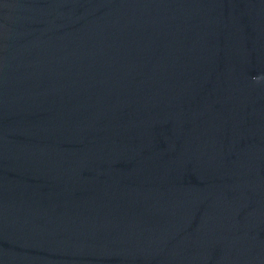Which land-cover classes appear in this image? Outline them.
<instances>
[{"label":"water","instance_id":"obj_1","mask_svg":"<svg viewBox=\"0 0 264 264\" xmlns=\"http://www.w3.org/2000/svg\"><path fill=\"white\" fill-rule=\"evenodd\" d=\"M0 264H264V0H0Z\"/></svg>","mask_w":264,"mask_h":264}]
</instances>
